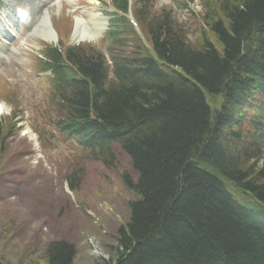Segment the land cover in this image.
Masks as SVG:
<instances>
[{"label": "trees", "instance_id": "16d2710c", "mask_svg": "<svg viewBox=\"0 0 264 264\" xmlns=\"http://www.w3.org/2000/svg\"><path fill=\"white\" fill-rule=\"evenodd\" d=\"M202 3L195 41L167 19H149L160 62L145 50L132 62L115 56L117 82L99 55L70 51L75 71L54 52L48 64L61 77L55 125L63 140L106 165L119 143L136 173L124 174L140 198L117 235L116 264H264V142L248 137L260 132L263 113L264 0ZM212 96L223 98L216 111ZM79 171L68 178L72 189ZM76 253L55 240L41 264H73Z\"/></svg>", "mask_w": 264, "mask_h": 264}, {"label": "rangeland", "instance_id": "374dc122", "mask_svg": "<svg viewBox=\"0 0 264 264\" xmlns=\"http://www.w3.org/2000/svg\"><path fill=\"white\" fill-rule=\"evenodd\" d=\"M110 1L55 0L49 13L62 43L68 44L71 39L75 16H91L90 10L80 13L74 6L107 8ZM151 3L153 10L174 11L177 22L174 29L180 27L185 38L195 41L201 33L205 4L200 0L190 2L192 15L181 6L183 0H151ZM207 32L210 39L215 38L213 32ZM19 44L20 39L15 42L18 52L0 61V102L6 107L0 112V264H41L50 243L61 239L75 246L74 264L115 263L119 257L117 235L129 220L131 203L140 198L124 181L126 173L136 178L131 160L120 149L111 165L85 159L84 174L78 178L80 187L71 190L67 178L81 166L75 164L81 153L71 147L66 155L58 145L52 154H47L34 128L41 126L40 120L45 118L41 115L53 117L49 79L34 80L28 71L31 57L46 45L42 46V40L34 37L26 45ZM33 44L40 49L35 50ZM105 46L101 40L83 44L86 51L93 47L105 50ZM222 100L221 96H212V110L216 111ZM14 112L20 121L14 118ZM5 117L12 118L8 123H17V131L4 139ZM234 128H240V123ZM115 146H111L113 154Z\"/></svg>", "mask_w": 264, "mask_h": 264}, {"label": "bare ground", "instance_id": "6f19581e", "mask_svg": "<svg viewBox=\"0 0 264 264\" xmlns=\"http://www.w3.org/2000/svg\"><path fill=\"white\" fill-rule=\"evenodd\" d=\"M45 16V15H44ZM82 21H83V19L82 18H78L77 19V23L79 24V22L80 23H82ZM93 22H98V24L100 25V26H103L104 24H103V21H101V20H99L98 19V17H97V14L94 16V18H93ZM46 23V20L44 21V24ZM98 24H97V26H98ZM100 26L98 27V29L100 28ZM41 28H42V31L46 34V35H49V28L48 27H46L45 25L44 26H41ZM95 28H97V27H95ZM75 34H76V36L75 37H77V38H81V39H85L86 37H89V38H92V36H91V33L89 32V30H87V29H85V30H76V32H75ZM5 106H4V104L2 103V102H0V112H2V111H4L5 110ZM231 119L232 120H234L235 118L234 117H231ZM234 121H236V120H234ZM225 193L227 194V196H229L230 197V199H232L234 202H236L238 205H239V199L233 194V192H232V190L231 189H229V188H227V190H225ZM263 224H264V221H262L261 223H260V225H262L263 226ZM77 254V253H76ZM75 257H76V255L74 256V258H73V261H74V259H75ZM118 260V259H117ZM75 262V261H74ZM118 262V261H117ZM117 262H113L112 264H116ZM74 264V263H73Z\"/></svg>", "mask_w": 264, "mask_h": 264}]
</instances>
